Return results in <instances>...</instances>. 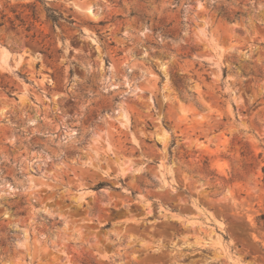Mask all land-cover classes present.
Here are the masks:
<instances>
[{"label":"clouds","instance_id":"obj_1","mask_svg":"<svg viewBox=\"0 0 264 264\" xmlns=\"http://www.w3.org/2000/svg\"><path fill=\"white\" fill-rule=\"evenodd\" d=\"M0 264H264V0H0Z\"/></svg>","mask_w":264,"mask_h":264}]
</instances>
